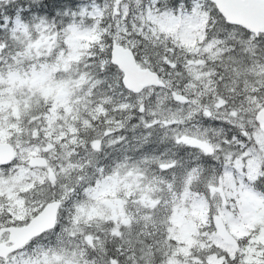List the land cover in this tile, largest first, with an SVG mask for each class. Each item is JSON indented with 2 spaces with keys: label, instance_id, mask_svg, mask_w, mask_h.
<instances>
[{
  "label": "snow or ice",
  "instance_id": "obj_1",
  "mask_svg": "<svg viewBox=\"0 0 264 264\" xmlns=\"http://www.w3.org/2000/svg\"><path fill=\"white\" fill-rule=\"evenodd\" d=\"M0 264H264V0H0Z\"/></svg>",
  "mask_w": 264,
  "mask_h": 264
}]
</instances>
